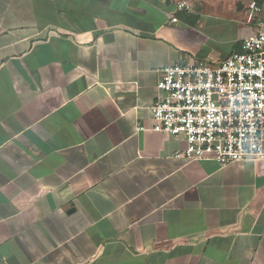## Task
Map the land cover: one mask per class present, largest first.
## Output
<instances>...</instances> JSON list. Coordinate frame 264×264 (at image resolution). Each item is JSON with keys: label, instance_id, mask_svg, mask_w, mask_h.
Here are the masks:
<instances>
[{"label": "crops", "instance_id": "1", "mask_svg": "<svg viewBox=\"0 0 264 264\" xmlns=\"http://www.w3.org/2000/svg\"><path fill=\"white\" fill-rule=\"evenodd\" d=\"M197 1L0 0V264H264V161L150 130L165 67L256 31Z\"/></svg>", "mask_w": 264, "mask_h": 264}, {"label": "built area", "instance_id": "2", "mask_svg": "<svg viewBox=\"0 0 264 264\" xmlns=\"http://www.w3.org/2000/svg\"><path fill=\"white\" fill-rule=\"evenodd\" d=\"M250 7L262 11L256 2ZM157 89L161 97L150 108V130L182 138L186 148L178 158L213 159L222 166L264 161V17L239 52L167 66Z\"/></svg>", "mask_w": 264, "mask_h": 264}, {"label": "rangeland", "instance_id": "3", "mask_svg": "<svg viewBox=\"0 0 264 264\" xmlns=\"http://www.w3.org/2000/svg\"><path fill=\"white\" fill-rule=\"evenodd\" d=\"M194 2V0H188ZM197 0H195L196 2ZM215 1V0H213ZM198 2V1H197ZM207 3V0H200L199 3ZM209 2H212L209 0ZM219 4H222L225 9L228 11H237L240 12L242 22L247 28L256 29L257 25L261 19L264 17V0H216ZM256 2L259 7L262 9L260 13H254L251 10V4ZM250 30V29H249Z\"/></svg>", "mask_w": 264, "mask_h": 264}]
</instances>
